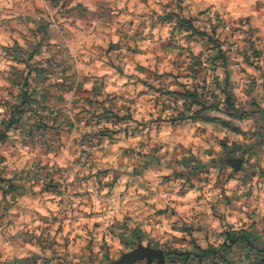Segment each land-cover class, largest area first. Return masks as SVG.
Instances as JSON below:
<instances>
[{
	"label": "rangeland",
	"instance_id": "1",
	"mask_svg": "<svg viewBox=\"0 0 264 264\" xmlns=\"http://www.w3.org/2000/svg\"><path fill=\"white\" fill-rule=\"evenodd\" d=\"M180 2L154 12L155 66L145 67L152 80L141 79L136 99L130 89L119 99L82 97L85 69L67 68L63 47L36 34L22 49H0V264H115L139 243L163 250L167 264H264V102L249 84L246 98L233 95L238 75L263 77L248 69L264 68V44L248 21L187 18ZM179 18L194 31L179 27ZM167 123L200 126L203 135L167 178L227 176L213 164L245 155L234 190L246 186L242 195L254 204L239 199L245 217L218 232L223 245L151 244L130 237L126 219L118 222L117 183L162 166L153 158L165 159L167 144L157 136ZM206 250L216 255L195 256Z\"/></svg>",
	"mask_w": 264,
	"mask_h": 264
},
{
	"label": "crops",
	"instance_id": "2",
	"mask_svg": "<svg viewBox=\"0 0 264 264\" xmlns=\"http://www.w3.org/2000/svg\"><path fill=\"white\" fill-rule=\"evenodd\" d=\"M167 1L170 0H0V49L3 45L8 49H22L28 36L36 34L42 43H52V48L56 44L63 47V63L67 68L85 69L82 97L119 99L131 90L132 98L136 99L141 79L146 83L152 80V73L145 71V67L155 66L153 17ZM180 5L187 18L246 20L264 44V0H181ZM239 65L229 64L231 68ZM248 70L255 75L253 77L262 73L263 77L255 82L246 73L238 75L233 81V95L236 99L246 98L249 90L246 93L243 87L251 85L253 89L257 88L252 94L258 103L264 102V87L261 86L264 68L259 64ZM144 72L148 73L145 79L142 77ZM235 82L242 84L240 90L236 89ZM167 113H171V107L167 106ZM199 127L172 126V123L162 126L157 137L167 144V154H164L165 159L153 158L162 166L150 169L145 175L119 179L117 194L121 199L116 203L115 214L119 217L118 222L126 219L131 226L130 237L146 238L152 241L151 244L158 245L181 244L187 246L188 251L195 245L205 249L209 244L223 245L227 237L218 232L228 231L230 227L234 229L238 226L237 220L245 217L239 199H249L242 195L246 186L240 185L238 192L234 190L241 182L242 173L236 174L225 159L213 164L212 170L225 171L227 168V176L214 173L199 174L190 180L167 178V173L177 168L176 164L183 163L181 159L188 154L187 150L202 142ZM137 139L132 141L137 142ZM230 156L242 159V166L247 161L238 151ZM181 180L192 181L194 185H181ZM252 202L254 204L249 199V203ZM118 222L117 226L127 233L128 228Z\"/></svg>",
	"mask_w": 264,
	"mask_h": 264
},
{
	"label": "water",
	"instance_id": "3",
	"mask_svg": "<svg viewBox=\"0 0 264 264\" xmlns=\"http://www.w3.org/2000/svg\"><path fill=\"white\" fill-rule=\"evenodd\" d=\"M224 159L226 161V164L231 166L235 172L239 171L242 168V159L233 158L230 155L228 157H225ZM142 260H147L146 264H154V261H156L155 264H167L166 254L163 250L156 249L151 246H144L142 243H139L138 247L133 251L124 254L121 260L116 262L115 264H135Z\"/></svg>",
	"mask_w": 264,
	"mask_h": 264
},
{
	"label": "trees",
	"instance_id": "4",
	"mask_svg": "<svg viewBox=\"0 0 264 264\" xmlns=\"http://www.w3.org/2000/svg\"><path fill=\"white\" fill-rule=\"evenodd\" d=\"M178 26L181 28L187 27L190 31H194L195 28H193L194 26H192L189 22V20H184V19H178ZM230 103V100H228ZM214 109L213 107L210 108H205L204 106L202 107V110H211ZM216 109V108H215ZM175 255H180L183 256V254L178 253V252H174ZM211 254H214L213 252H210L209 250L206 251H202L201 254L195 255L197 258L202 259V257H207L210 256ZM166 255L168 256V254L166 253ZM191 255V254H188ZM216 255V254H214Z\"/></svg>",
	"mask_w": 264,
	"mask_h": 264
},
{
	"label": "built area",
	"instance_id": "5",
	"mask_svg": "<svg viewBox=\"0 0 264 264\" xmlns=\"http://www.w3.org/2000/svg\"><path fill=\"white\" fill-rule=\"evenodd\" d=\"M226 29L229 30V31L232 30V25H228V26L226 27ZM263 55H264V52H263Z\"/></svg>",
	"mask_w": 264,
	"mask_h": 264
}]
</instances>
